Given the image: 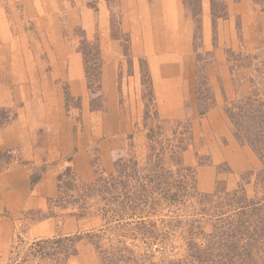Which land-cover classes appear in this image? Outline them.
<instances>
[{"label":"rangeland","instance_id":"rangeland-1","mask_svg":"<svg viewBox=\"0 0 264 264\" xmlns=\"http://www.w3.org/2000/svg\"><path fill=\"white\" fill-rule=\"evenodd\" d=\"M222 1L214 13L211 1L207 29L202 8L195 15L185 7L194 25L190 38L176 37L178 49L179 23L151 24L146 55L133 46L128 0L0 6V79L11 75L12 56L31 65L19 77L33 72L42 105L53 108V135L70 133L76 152H90L93 174L70 162L53 203L86 219L79 235L94 251L92 242L103 246L100 264H264V210L251 202L262 196L263 162L226 113L234 100L264 102V0H253L247 20L238 14L220 36L217 20L229 12ZM73 70L86 94H74L66 78ZM18 108L0 107V124ZM29 242L18 238L12 264H54L33 256Z\"/></svg>","mask_w":264,"mask_h":264},{"label":"crops","instance_id":"crops-1","mask_svg":"<svg viewBox=\"0 0 264 264\" xmlns=\"http://www.w3.org/2000/svg\"><path fill=\"white\" fill-rule=\"evenodd\" d=\"M128 1H130L128 4L130 10L126 23L132 21L130 29L134 31L131 36L135 40L132 42L139 54H148L149 35L151 36L153 29L150 26L156 22L168 21L180 24L172 37L176 49L180 47L176 37L190 38L194 24L191 16L186 13L184 0ZM224 1L228 5L229 12L228 16L217 20L220 36L225 26L227 30L232 31L235 16L246 15L244 20H247L249 12L256 7L253 0ZM2 3L3 0H0V6ZM201 8L202 19L207 29L211 22V0H201ZM105 13L101 11L100 28L102 30L106 26ZM2 17L0 12V21H3ZM2 27L6 29L5 24ZM0 36L2 41V37H6V34L2 33ZM158 45L155 43V46ZM23 67L28 68L31 65L22 66L18 63L17 57L12 56L11 63L8 65L11 75L6 76L5 73L0 79V107H9L14 104L19 106L14 118L0 126V264H12L15 244L20 234L33 242L60 235H76L83 228L86 230V219L77 218L69 207H63L60 210L55 207L53 200L59 193V175L70 162L75 163H73L75 168H81L79 172L87 176L93 174L88 150L83 151L79 148L76 152L77 145L71 142L70 133L53 135L55 123L53 108L46 107L47 104L42 105L45 102L39 95L37 87L30 82L33 72L29 71L27 74L30 79L21 81L19 72L23 70ZM168 77L169 81L173 78ZM66 78L74 87V94H86L83 74L73 70L72 73L70 71L67 73ZM58 91L61 92V89L59 88ZM51 94L52 92L49 93ZM49 112L51 116L48 115ZM42 126L46 127L48 133H40ZM107 157L109 158L108 155ZM68 158L70 160H67ZM33 176L38 177L35 183H32ZM203 183L206 182L203 181ZM56 208L59 209L58 212H55ZM77 247L78 252L69 257L66 264H100L96 250L94 251L86 241L81 239Z\"/></svg>","mask_w":264,"mask_h":264},{"label":"trees","instance_id":"trees-1","mask_svg":"<svg viewBox=\"0 0 264 264\" xmlns=\"http://www.w3.org/2000/svg\"><path fill=\"white\" fill-rule=\"evenodd\" d=\"M212 1V9L213 13L215 12V8L222 5L224 2L222 0H211ZM200 2L201 0H184V4L187 8L192 10L195 15H199L200 13ZM197 9V11H196ZM215 17L218 18L214 14ZM221 16V15H219ZM264 102L256 97H245L242 100H234L230 107L226 108V113L232 122V126L234 129V133L236 137L245 144H249L256 151L263 162V167L260 170L259 174L264 177ZM208 108L200 109V115L206 114ZM4 125V124H2ZM0 124V126H2ZM38 178V177H37ZM37 178L35 176L32 177V183H35ZM261 182V181H260ZM264 185V181L261 182ZM261 185V184H260ZM259 187V186H258ZM264 189H262V196H258L256 198H252L251 202L253 205L257 203L260 204V208L264 210ZM241 208V207H240ZM246 208V207H245ZM233 213H236L232 216L231 219L234 220V223L238 220L240 212L234 209ZM258 211V208H257ZM256 211V212H257ZM236 217V218H235ZM261 221L264 222V218H260ZM262 228H264L262 226ZM93 234L90 235L92 237ZM83 239L79 234L76 235H68V236H56L49 239H41L38 241L32 242L30 246V253L33 256H39L40 259L52 261L54 264H66L69 257L75 255L78 252V242ZM190 244L194 246L195 241H191ZM92 245L100 256V259L103 262L106 261V258L103 255V246L100 243H96ZM108 264H111L110 260H107ZM27 262V261H26ZM66 262V263H65Z\"/></svg>","mask_w":264,"mask_h":264},{"label":"built area","instance_id":"built-area-1","mask_svg":"<svg viewBox=\"0 0 264 264\" xmlns=\"http://www.w3.org/2000/svg\"><path fill=\"white\" fill-rule=\"evenodd\" d=\"M20 236H21V234H20ZM21 237H23V235L21 236ZM34 242V241H33ZM32 244V242L29 244V245H31Z\"/></svg>","mask_w":264,"mask_h":264}]
</instances>
